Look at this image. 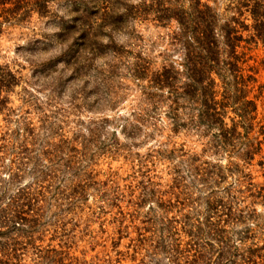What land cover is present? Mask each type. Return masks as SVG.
I'll return each mask as SVG.
<instances>
[{"label":"rangeland","instance_id":"1","mask_svg":"<svg viewBox=\"0 0 264 264\" xmlns=\"http://www.w3.org/2000/svg\"><path fill=\"white\" fill-rule=\"evenodd\" d=\"M200 2L213 10L217 31L232 23L245 39L238 52L245 53V69H254L257 80L247 90L258 107L252 137L264 141V44L250 40L255 34L254 20L244 7L252 0ZM193 3L195 0H51L45 16L35 13L0 35V68L8 67L22 79L10 95L12 119L0 112V197L7 205L20 189L34 190L37 176H57L51 193L41 203L48 206L46 225L40 228L36 247L62 251L61 246L69 242L65 264L70 259L73 264H189L185 262L191 250L183 229L185 217L192 219V224H200L213 200L230 204L234 213L244 216L243 225L235 226L237 221L232 222L230 217V223L223 224L228 246L222 240L226 246L222 249L232 255V262L240 264L243 243L248 248L264 246V199L252 196L264 188V144L261 155L244 174L230 173L232 164L238 163L237 155L211 150V134L206 137L190 127L176 134L168 118L169 90H150L151 77L143 81L136 77L139 66L150 73L163 66L181 69V51L171 46L170 37L176 23H171V29L162 28L156 13L177 4L187 10ZM25 88L31 96L29 103L23 100ZM145 107L154 113L145 115ZM44 114L53 129L43 136L44 145L37 148L24 144L26 125L39 128ZM235 117L229 109L227 122ZM6 135L9 147L1 148ZM60 140L70 146L65 145L60 156H51V160L43 156L49 150L47 145L54 149ZM74 156L79 162L86 157L88 162L80 174H90L98 183H92L70 209L55 190L60 183L65 195L60 198H76ZM27 158L31 162L25 166ZM37 160L40 163L35 164ZM194 168L221 174L211 183L198 177L181 183ZM14 172L21 173L18 182L12 177ZM242 177L245 183L240 185ZM147 184H151L150 191L158 193L143 204L139 197ZM250 184L257 187V192L240 194L247 188L254 190ZM161 204L168 211H162ZM150 209L163 216L167 226L175 221L176 229L181 230L178 237L175 232L167 239L169 249L182 253L174 261L160 254L161 245L156 254L148 243L151 232L142 221ZM226 214L228 211L222 220H226ZM164 235H168L165 230ZM240 236H246V240L241 241ZM216 242L207 255L212 264H218L215 260L222 256ZM35 259V251L29 249L17 263L36 264Z\"/></svg>","mask_w":264,"mask_h":264},{"label":"trees","instance_id":"2","mask_svg":"<svg viewBox=\"0 0 264 264\" xmlns=\"http://www.w3.org/2000/svg\"><path fill=\"white\" fill-rule=\"evenodd\" d=\"M50 2L51 0H0V35L5 32V28L13 24L25 23L35 13L39 16H45L48 13ZM244 7L248 9L254 20L253 30L255 34L249 37L250 40L262 41L264 44V3L260 0H252L251 5L247 4ZM156 14L157 22L162 28L171 29V23H176V28L170 34V37L171 46L176 48V51H181V69L173 65L163 66L160 70L150 73L145 66H139L136 77L142 81L145 80L144 78L151 77L150 90H169L171 106L168 108V118L172 121L176 134L186 127L202 131L206 137L207 134H211L212 139L208 142L209 148L214 152L216 151L217 154H224L227 151L230 155L236 154L238 163L232 164L234 168L230 173L239 172L240 175L244 174V170L252 165L251 163L255 161L257 156L261 155L264 144V141L260 140L259 137H252L256 129L258 107L256 100L249 99L247 90L250 87L252 88L257 80L254 69L248 71L245 69V65L248 63L245 59V53L238 52L241 43L245 39L239 35L236 26L232 23H227L225 27L217 31L218 22L213 10L202 5L200 0H195L192 7L187 10L177 4L175 8L159 9ZM94 38L98 37L94 36ZM21 83L22 79L10 68H0V112L6 114L9 119H12L13 116V111L8 107L10 95ZM28 92L26 88L23 90V100L26 103H29L31 97L27 95ZM25 97L29 98L25 99ZM149 103L155 108L154 110L158 109L156 104ZM229 109H232L236 114V117L231 119V123L226 120ZM154 110L152 112L146 108L147 113L145 115L153 114ZM183 110L184 112H182ZM185 115L187 121L184 120ZM40 123L39 128H36L33 124L26 125L27 135L24 144L28 142L32 147L37 148L44 145V141L42 142L43 136L46 137L53 129L50 118L45 114L41 117ZM6 137L7 135L1 140V148L9 147L10 139ZM58 145L59 147H54V149L47 145L51 152L48 150L44 152L43 156L51 160V156H60L62 149H65V145L70 146L67 141L63 140H60ZM23 146L22 148H26L28 151L29 148ZM206 147L207 145H205L204 151ZM83 149L85 151L87 148ZM73 150L78 153L77 148H73ZM87 152L86 150L85 153ZM73 159L75 165H72L74 166L72 172L77 175L76 180L78 182L75 186L76 198L72 199L68 196L60 198L59 196H65L64 192L61 191L60 183L56 185L55 190V193L57 192L55 195L58 196L59 200L62 199L70 209L76 204L74 202L77 199L83 197L82 195L88 191V187L92 183H98L94 181L90 174L84 176L80 174L84 170V163L88 162L86 157L81 158L80 162L75 156ZM26 160L27 164L25 166L28 165V162H31V158ZM39 161H34V163L38 164ZM39 173L42 174V171H39ZM220 174L208 172L207 169L203 172L199 168H194V171L189 172L188 176L182 177L181 183L188 178L195 180L196 177L200 181L211 183L216 180L215 177H220ZM12 177L14 181L18 182L21 173L17 172L16 174L14 172ZM85 177L87 178L85 179ZM246 177L244 176V178ZM244 178L241 180L240 185L245 183ZM56 180L57 176L55 174H46L44 177L39 175L36 178L34 190L27 187L20 189L7 205H5L6 200L0 197V264L21 263L23 256L26 255L29 249L35 251L36 264H65L63 259L68 255L66 249L71 247L69 242H65L61 246L66 251L44 250L36 247L38 236L41 234L40 228L46 225L45 219L48 206H41V203L43 198L51 193ZM150 186L151 184H147L141 188L139 198L143 204L157 197L158 192L155 194L153 190L150 191ZM251 186L256 190L247 188L244 192L241 190L240 194L257 192V187L250 184ZM66 190H68V187H66ZM263 191L264 188H261L257 196H252L264 199ZM151 195L153 197H150ZM179 199L181 200V196H179ZM176 204L180 206V203L177 202ZM4 205L5 207H3ZM159 207L164 212L168 211V208L164 207L163 204ZM206 209L207 217L203 222H198L200 224H192V219L185 217L183 229L189 239L187 244L191 248L185 262L189 264H212V258H207V255L213 252L210 250V247L213 248V241H217L216 243L221 247L222 256L215 261H218V264L220 262L222 264H236L231 261L232 255L224 253L222 249L228 246L225 242V236L228 232L223 224H227L229 222L227 219L230 217L233 220L232 222L237 221L235 226L237 224L243 225L242 218L244 216L234 213L233 207L222 200L209 202ZM149 211L150 213L147 215L146 220L142 221V224L146 230L151 232L148 238V243L151 244L150 247L157 254L158 247L161 245L160 254L172 257L173 261L176 260L182 253L178 249H169L166 244L169 234L174 237L176 232L178 237L181 233V230L175 227L177 222L172 221L167 226L162 221L163 216L158 217L153 213V209ZM196 211L197 209L194 208L193 212L195 214ZM227 211L226 220H222V216ZM157 229L159 230L157 231ZM164 230L168 233L166 237ZM222 240L226 246H223L224 242ZM240 240H246V236H240ZM245 246L246 244L243 243V248L239 250L242 254L240 264H264V246L249 248ZM69 261L68 264L74 262L72 259Z\"/></svg>","mask_w":264,"mask_h":264}]
</instances>
